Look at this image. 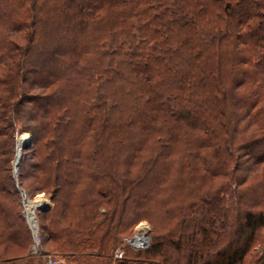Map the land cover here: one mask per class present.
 <instances>
[{"label": "trees", "instance_id": "16d2710c", "mask_svg": "<svg viewBox=\"0 0 264 264\" xmlns=\"http://www.w3.org/2000/svg\"><path fill=\"white\" fill-rule=\"evenodd\" d=\"M19 130L45 255L111 264L146 220L179 231L139 264H243L264 240V0H0V154ZM1 163L7 263L32 235Z\"/></svg>", "mask_w": 264, "mask_h": 264}, {"label": "rangeland", "instance_id": "374dc122", "mask_svg": "<svg viewBox=\"0 0 264 264\" xmlns=\"http://www.w3.org/2000/svg\"><path fill=\"white\" fill-rule=\"evenodd\" d=\"M23 135L25 136L26 140L28 138H31V144H32V135L30 133L19 130L18 133L16 132L15 134H13L12 136L13 141L12 142L9 141L7 144L2 145L3 148L1 149V152L2 151L3 152L2 154H0V162H2L1 167L2 168L4 166L5 168L9 167L10 174L13 179L14 187L16 188V190H18L20 198H22L23 192L24 194L28 195L32 199L33 198H38V199L43 198L47 206L50 209L53 206V203L51 199L47 197V195H45L44 193L30 194L26 189L23 188V185L21 184L23 182L22 176L20 175L23 169V168L21 169L22 164L26 172H31L32 164H33V162H31L30 159L27 162L23 163L25 154H31V151L29 152V149L31 148V144L27 149H24V150L22 146L21 157L19 158L20 159L19 167H18V170H16L17 169L16 160H17V152H18V142H19V138H21ZM27 182L32 184L34 183V180L30 179ZM39 224H41V222H39ZM156 228L157 229H155L153 224H151L149 221H146V220L138 223L136 226H133L132 229H130L126 234L121 236L119 245L116 247V249L113 252V257H112L113 261L111 260L112 262L111 264H121L124 262H129L130 264H139L142 262V260L143 261L148 260L147 258H149V256H146V251L150 249L151 246H153L155 243L158 242L157 238L160 239L165 234L169 235V234H173L179 231V229H176L170 233L171 230L169 231L168 228L164 225H156ZM141 232L149 238L146 248H138L136 246H133L132 243L130 242L137 233H141ZM41 239H42V244H43L42 236H41ZM44 249L47 250L48 248L44 247ZM50 253L52 256H55V257H58L64 260L66 264H80L81 263L80 260H73L71 258L69 259L67 256H64L60 253H55L54 251H50ZM167 256L170 259V264L172 260L175 261L174 262L175 264H189L188 258L186 257V255L182 252L176 251L175 246H172L170 248ZM168 258L167 260L169 261ZM37 259L38 257L32 256V254L29 253V256L25 257L23 261L27 260L29 261V264H39ZM105 260L107 259H104V261ZM150 260H153V259H151L150 257ZM17 261H21V259L7 262V263L0 262V264H15V262ZM158 261H159V258H156L153 261V263L157 264ZM243 264H264V240L261 241L260 243L255 244L251 254L247 257V259H245Z\"/></svg>", "mask_w": 264, "mask_h": 264}, {"label": "built area", "instance_id": "2783aa9c", "mask_svg": "<svg viewBox=\"0 0 264 264\" xmlns=\"http://www.w3.org/2000/svg\"><path fill=\"white\" fill-rule=\"evenodd\" d=\"M21 203L23 205V216L26 220V223L32 235V244L30 247V253L32 254V256H36V257L45 256L46 257L45 264H66L64 260L58 257L52 255H45L43 253L38 214L40 213V207L46 204L44 199L43 198L32 199L23 192ZM29 203L32 206H29ZM148 240L149 238L141 232V233H137L130 242L132 243L133 246H136L138 248H146L148 244L147 243Z\"/></svg>", "mask_w": 264, "mask_h": 264}, {"label": "bare ground", "instance_id": "6f19581e", "mask_svg": "<svg viewBox=\"0 0 264 264\" xmlns=\"http://www.w3.org/2000/svg\"><path fill=\"white\" fill-rule=\"evenodd\" d=\"M28 140H29V138L26 140V138H25L24 135L21 138H19V142H18V152H17V160H16L17 161V164H16L17 166H18V163L20 161L19 158L21 157V148H22V146L24 148V146L28 142ZM16 170H18V168ZM29 206H32V205H30V203H29Z\"/></svg>", "mask_w": 264, "mask_h": 264}, {"label": "crops", "instance_id": "0c3cea01", "mask_svg": "<svg viewBox=\"0 0 264 264\" xmlns=\"http://www.w3.org/2000/svg\"><path fill=\"white\" fill-rule=\"evenodd\" d=\"M24 259H21V261H17L15 262V264H29V261H23ZM37 261L39 262V264H45L46 262V257L42 256V257H38Z\"/></svg>", "mask_w": 264, "mask_h": 264}, {"label": "water", "instance_id": "95a60500", "mask_svg": "<svg viewBox=\"0 0 264 264\" xmlns=\"http://www.w3.org/2000/svg\"><path fill=\"white\" fill-rule=\"evenodd\" d=\"M30 144H31V138H29L28 142L25 144L23 150L27 149L30 146ZM18 167H19V163H18L17 168ZM47 210H49V207L47 206V204H44L43 206L40 207V211L41 212H44V211H47Z\"/></svg>", "mask_w": 264, "mask_h": 264}]
</instances>
